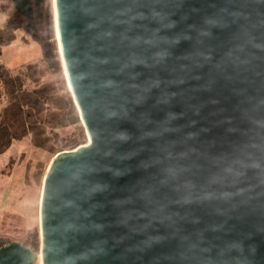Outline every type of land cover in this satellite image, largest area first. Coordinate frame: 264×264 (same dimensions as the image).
I'll return each mask as SVG.
<instances>
[{
  "label": "water",
  "instance_id": "95a60500",
  "mask_svg": "<svg viewBox=\"0 0 264 264\" xmlns=\"http://www.w3.org/2000/svg\"><path fill=\"white\" fill-rule=\"evenodd\" d=\"M37 30L44 0H12ZM86 144L52 159L39 252L0 264H264V0H54Z\"/></svg>",
  "mask_w": 264,
  "mask_h": 264
},
{
  "label": "rangeland",
  "instance_id": "374dc122",
  "mask_svg": "<svg viewBox=\"0 0 264 264\" xmlns=\"http://www.w3.org/2000/svg\"><path fill=\"white\" fill-rule=\"evenodd\" d=\"M0 4L8 5L10 11L14 7L11 0H0ZM42 7L43 14H54V0H44ZM5 22L6 15L0 12V28ZM36 24L37 31L31 28L17 30L15 39L1 47L0 64L16 71L35 63L44 70L47 80L66 79L55 23L49 27L38 21ZM4 106L5 101L0 98V112ZM73 131L71 127L59 131L58 138L69 136ZM56 139L52 138V141ZM53 158L52 153L35 146L30 135L0 152V240L21 241L30 245L31 233L38 230L40 234L41 193Z\"/></svg>",
  "mask_w": 264,
  "mask_h": 264
},
{
  "label": "trees",
  "instance_id": "16d2710c",
  "mask_svg": "<svg viewBox=\"0 0 264 264\" xmlns=\"http://www.w3.org/2000/svg\"><path fill=\"white\" fill-rule=\"evenodd\" d=\"M15 7L10 11L8 5L0 4V12L6 15L5 25L0 28V49L15 39L17 30L29 28L28 21ZM43 16V24L47 27L55 23L51 12L46 15L44 13ZM58 66L62 72L59 61ZM45 77L44 70L35 63L16 71L0 64V98L5 101L0 112L1 153L15 141L29 135L35 146L45 149L53 156L62 151L73 150L89 140L66 79L62 77V80H47ZM70 127L74 128L73 133L59 139V131ZM52 138L57 139L53 142ZM30 236L29 246L34 252H38L39 231L36 230Z\"/></svg>",
  "mask_w": 264,
  "mask_h": 264
},
{
  "label": "flooded vegetation",
  "instance_id": "af4514ba",
  "mask_svg": "<svg viewBox=\"0 0 264 264\" xmlns=\"http://www.w3.org/2000/svg\"><path fill=\"white\" fill-rule=\"evenodd\" d=\"M44 17V16H43ZM43 17L39 18L38 16H36V22L38 21L40 24H43ZM37 25V24H36ZM37 31V30H35ZM5 241L0 240V246L4 244Z\"/></svg>",
  "mask_w": 264,
  "mask_h": 264
},
{
  "label": "bare ground",
  "instance_id": "6f19581e",
  "mask_svg": "<svg viewBox=\"0 0 264 264\" xmlns=\"http://www.w3.org/2000/svg\"><path fill=\"white\" fill-rule=\"evenodd\" d=\"M54 14H55V9H54ZM57 35H58V32H57ZM58 39H59V37H58Z\"/></svg>",
  "mask_w": 264,
  "mask_h": 264
}]
</instances>
